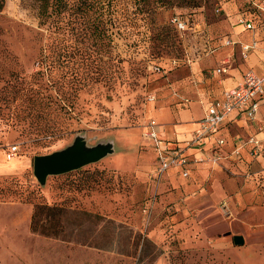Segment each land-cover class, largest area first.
I'll return each instance as SVG.
<instances>
[{
	"label": "rangeland",
	"instance_id": "obj_1",
	"mask_svg": "<svg viewBox=\"0 0 264 264\" xmlns=\"http://www.w3.org/2000/svg\"><path fill=\"white\" fill-rule=\"evenodd\" d=\"M101 2L98 38L89 18L80 35L72 25L65 33L47 34L38 28L35 0H4L0 264H264V167L251 156L236 158L232 150H221L217 165L192 164L186 178L173 172L159 176L153 147L143 135L150 120L163 123L166 110L200 101L195 91L216 84L210 72L229 52L200 59L195 73V61L189 65L187 56L197 55L200 39L192 31L180 36L171 17L199 23L219 47L220 40L235 34L236 15L258 19L255 7L246 0ZM90 16L93 21L96 15ZM51 39L56 48L41 50ZM62 46L68 68L79 65L88 85L77 92L76 118L57 119L61 131L50 139L33 133L50 124L57 111L14 99L16 91L35 95L37 60L59 53ZM61 73L59 67L55 74ZM263 125L256 121L255 131ZM226 129L232 135L242 130ZM77 135L89 146L112 140L114 152L50 176L40 186L33 158L65 148ZM11 146L19 150L8 160ZM41 204L58 209L46 225L50 236L30 227L34 207ZM234 236L242 237L243 245H235Z\"/></svg>",
	"mask_w": 264,
	"mask_h": 264
},
{
	"label": "built area",
	"instance_id": "obj_2",
	"mask_svg": "<svg viewBox=\"0 0 264 264\" xmlns=\"http://www.w3.org/2000/svg\"><path fill=\"white\" fill-rule=\"evenodd\" d=\"M255 7L254 11L259 14L258 19L253 16L247 17L242 13L236 15L234 26H241L245 31L255 33L258 29L264 30V0L257 3L254 0H246ZM180 36L192 31L202 30V26L195 22L190 25L189 21L181 15H174L169 20ZM225 47L238 46L240 57L245 60L257 50L258 42L252 38L249 42H236L230 37L220 40ZM228 62V61H227ZM159 72L160 68L152 67ZM216 74L226 73V68L221 66L215 70ZM264 96V72L256 75L252 71L243 74L241 80L234 86L224 90L221 98L211 101L204 106L202 118L198 128L191 134L190 139L185 142L184 148L170 147L169 143L162 138L158 131V124L150 120L146 125L144 137L152 145L155 153L156 174L161 176L169 170L177 169L183 178L188 177L189 167L192 164L208 162L217 165L221 160V150L226 145V140L217 136L219 126L229 114L236 112L237 116L247 121L257 120L259 102ZM264 131V125L258 132ZM249 147V155L253 158L259 156L261 140L256 136H250L245 140H239L232 149V155L239 158L242 149ZM188 149L194 150L191 156L186 155ZM18 146H11L6 154L8 160H13L18 153ZM209 150V153H205Z\"/></svg>",
	"mask_w": 264,
	"mask_h": 264
},
{
	"label": "trees",
	"instance_id": "obj_3",
	"mask_svg": "<svg viewBox=\"0 0 264 264\" xmlns=\"http://www.w3.org/2000/svg\"><path fill=\"white\" fill-rule=\"evenodd\" d=\"M37 6L38 28L45 30L47 34L54 32L65 33L72 25L77 33L82 34L86 28L87 18L90 19V28L92 35L99 38L101 32L99 25L102 16L101 0H35ZM4 7V0H0V13ZM91 14L96 15L91 21ZM95 21H98L97 24ZM176 31L175 27L170 24ZM177 32V31H176ZM50 38V37H49ZM165 42L169 41L167 34L163 36ZM56 48L54 40H49L41 50L52 52ZM55 55L46 54L37 60V68L34 76L37 81V91L34 96H27V93L19 94L16 91L17 98L14 101H19L29 104L31 107L38 109L53 108L57 111L56 116L51 118L50 124L47 123L44 127H40L33 134L44 138H50L59 133L62 128V123L57 119H74L73 110L78 104L77 92L87 86V78L82 76L80 67L73 69L68 68L69 56L63 49ZM61 68L60 76L55 74L58 68ZM96 70L99 69L95 67ZM13 102V101H12ZM50 118V115H47ZM55 211L58 209L54 206L36 205L31 216V230L38 232L41 235L50 236L46 230V225L51 218L55 216Z\"/></svg>",
	"mask_w": 264,
	"mask_h": 264
},
{
	"label": "crops",
	"instance_id": "obj_4",
	"mask_svg": "<svg viewBox=\"0 0 264 264\" xmlns=\"http://www.w3.org/2000/svg\"><path fill=\"white\" fill-rule=\"evenodd\" d=\"M235 34L229 36L234 41L249 42L252 38L257 40L258 48L252 52L249 57L243 60L240 57V51L238 46L225 47L219 41V47L214 46L213 38L208 36L205 28L202 30L193 32L195 36L200 39V45L195 49V57L192 59L187 56V63L192 65L195 61V73L199 69V61L203 58H211L215 56L221 50H229L226 54V58L221 61V64L212 69L210 74L212 79H216V84L212 85L209 89L196 90L200 94V101L195 100L185 104L179 110H166L163 115V125L158 124V131L163 139H165L170 147L184 148L185 142L190 139L191 134L198 128L199 121L203 115L204 106L208 105L211 101L221 98L222 92L239 82L243 74L247 71H252L256 75H262L264 72V30L258 29L255 33L245 31L241 26H234L232 23ZM238 29V30H237ZM227 37V36H226ZM224 37V38H226ZM228 61V62H227ZM225 67L226 73L222 75L216 74L215 70L218 67ZM264 107V96L259 102V109L257 113L256 121H264V114L262 108ZM237 116L236 112H232L227 116L224 122L219 126L217 136L226 140V145L222 148L225 150H232L235 144L239 140H245L250 136H256L261 140V150L259 156L253 158L258 165L264 167V131L256 132L254 123ZM233 125L238 126L239 133L234 135L230 134L226 126ZM194 150L188 149L186 155L191 156ZM241 156L249 155V147L242 149ZM155 159V157H154ZM168 172L175 174L179 173V170L172 169Z\"/></svg>",
	"mask_w": 264,
	"mask_h": 264
},
{
	"label": "water",
	"instance_id": "obj_5",
	"mask_svg": "<svg viewBox=\"0 0 264 264\" xmlns=\"http://www.w3.org/2000/svg\"><path fill=\"white\" fill-rule=\"evenodd\" d=\"M113 148L112 140L89 146L84 136L77 135L65 148L47 155L35 156L32 173L38 184L44 186L48 177L64 175L99 162L112 154ZM232 240L237 246L244 243L240 236H234Z\"/></svg>",
	"mask_w": 264,
	"mask_h": 264
}]
</instances>
